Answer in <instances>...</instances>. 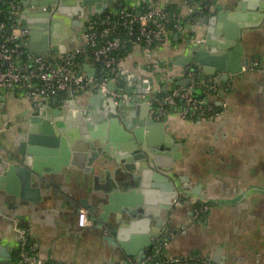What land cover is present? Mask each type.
<instances>
[{"label":"crops","instance_id":"1","mask_svg":"<svg viewBox=\"0 0 264 264\" xmlns=\"http://www.w3.org/2000/svg\"><path fill=\"white\" fill-rule=\"evenodd\" d=\"M19 1L21 10H32L37 0ZM94 1L104 5V0ZM148 1L107 0L109 6L101 12L121 3L144 5ZM161 1L185 17L187 4H197L196 0ZM235 2L203 0L223 11L232 10ZM87 15H78L79 23L74 25L72 35L67 34L59 43L52 45L54 33L49 34L48 50L41 53L62 54L80 45ZM206 27L203 22L195 25L188 36H173L163 54L179 57L192 53L193 38L205 34ZM62 32L66 34L67 30L63 28ZM229 34L220 30L215 35L214 55L223 57L224 68L240 66V71H198L219 88L212 102L222 109L220 118L190 122L172 116L163 120L167 141L180 155L173 162L165 157L164 162L171 164L166 171L181 196L170 210L162 212L165 225L158 238L164 239L160 244L167 258L195 256L211 264H264V25L240 28L234 45L235 35ZM256 58L259 66L250 68ZM89 97L80 94L75 99L83 105ZM56 106L65 107L60 102ZM31 112L24 97L8 95L0 100V129L5 128L0 141V264L13 256L18 226L28 229L48 262L129 264L132 256L104 237L105 221H112L123 206L117 201L113 209L107 210L105 221L102 219L101 207L108 203L102 190L107 166L101 164L102 159L98 160L101 165L94 162L85 171L71 164L73 148L37 141L26 147V156L32 159L28 180L23 181L17 174L4 180L2 173L11 155H18L15 136L27 132ZM188 193L209 200V208L199 220L192 219L197 201L186 196ZM81 210L92 214L96 222L87 219V224L80 226Z\"/></svg>","mask_w":264,"mask_h":264},{"label":"built area","instance_id":"2","mask_svg":"<svg viewBox=\"0 0 264 264\" xmlns=\"http://www.w3.org/2000/svg\"><path fill=\"white\" fill-rule=\"evenodd\" d=\"M196 2L187 4L186 17L161 0H149L144 5L121 3L87 15L80 45L62 54L51 51L36 54L25 47L30 30L18 20L20 1L0 0V100L8 95L24 97L33 112L55 99L99 92L111 97L116 105L145 103L149 117L157 121L172 116L190 122L218 119L222 109L212 102V97L219 93L215 81L205 80L189 64L177 65L178 57L163 54L173 36H188L207 16L210 22L214 20L212 4ZM42 9L52 14L56 5ZM43 32L48 36L52 33L49 28ZM204 41L205 35L193 38L192 46ZM258 66L259 60L253 59L250 68ZM130 75L132 82L127 90ZM141 80L149 82V91L137 90V81ZM133 97L140 102H134ZM4 131L5 128L0 129V141ZM180 196L181 192L174 204ZM190 197L197 201L192 219L199 220L207 212L209 200L201 195ZM78 224H87L84 210L79 212ZM15 230L13 256L5 264H67L48 262L40 255L39 245L26 227L18 226ZM129 264L211 263L195 256L164 257L159 243L145 259L131 260Z\"/></svg>","mask_w":264,"mask_h":264},{"label":"water","instance_id":"3","mask_svg":"<svg viewBox=\"0 0 264 264\" xmlns=\"http://www.w3.org/2000/svg\"><path fill=\"white\" fill-rule=\"evenodd\" d=\"M102 3L104 5L95 4L94 0L34 1L35 8L21 10L18 17L21 26L30 30L25 47L36 54L48 50L49 40L48 35L42 33L44 29L49 28L54 33L52 45L59 43L67 34L72 35L74 25L79 23L78 15L98 14L108 8L107 0ZM47 4H55L56 12L43 11L42 7ZM211 7L214 20L210 22L208 16L204 18L205 41L193 46L192 53L179 56L175 63L189 64L196 72L203 73H210L214 68L240 71V66L224 68L223 57L218 59L214 55L215 35L220 30L235 35L242 27L264 25V0H236L233 9L226 11L215 9L214 4ZM234 37L233 45L236 44V35ZM131 82L132 75L128 76L127 90ZM136 86L139 92L149 91L147 80L137 81ZM133 98L134 102H140ZM58 102L65 105L66 112L56 106ZM148 109L145 103L116 105L111 97L99 92L91 95L83 105L72 97L55 99L33 111L27 132L15 136L18 155H11L2 176L8 180L17 174L23 181L28 180L32 159L26 156V147L37 141L73 148L71 164L85 171L102 159L101 164L107 165L104 170L106 184L102 190L108 197V203L101 207L102 219L105 221L107 210L113 209L117 201L123 206L112 221H105L104 237L133 260L141 261L164 240L158 238L165 225L162 212L172 208L179 193L166 170L180 155L167 141L163 120H153ZM166 156L171 158L170 162H164ZM86 218L96 222L92 214H86ZM162 238L165 237L162 235Z\"/></svg>","mask_w":264,"mask_h":264},{"label":"trees","instance_id":"4","mask_svg":"<svg viewBox=\"0 0 264 264\" xmlns=\"http://www.w3.org/2000/svg\"><path fill=\"white\" fill-rule=\"evenodd\" d=\"M199 3H201L202 5H204L203 0H197Z\"/></svg>","mask_w":264,"mask_h":264},{"label":"flooded vegetation","instance_id":"5","mask_svg":"<svg viewBox=\"0 0 264 264\" xmlns=\"http://www.w3.org/2000/svg\"><path fill=\"white\" fill-rule=\"evenodd\" d=\"M64 106H65V105H64ZM62 108H64V109L62 110V112H66V109H65L66 107H62Z\"/></svg>","mask_w":264,"mask_h":264}]
</instances>
